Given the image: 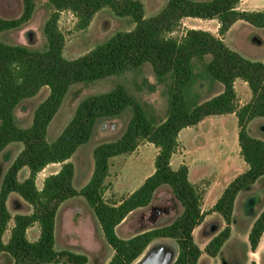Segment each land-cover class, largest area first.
<instances>
[{
	"label": "trees",
	"instance_id": "16d2710c",
	"mask_svg": "<svg viewBox=\"0 0 264 264\" xmlns=\"http://www.w3.org/2000/svg\"><path fill=\"white\" fill-rule=\"evenodd\" d=\"M23 13L13 19L0 16V32L17 29L33 17L39 0H22ZM240 0H169L155 16H145L140 0H50L53 13L45 23L47 46L44 50L0 40V154L14 142L24 148L6 171L0 188V254L8 253L13 264H87L85 254L68 249H56V216L68 199L82 196L93 209L114 256L108 264H133L149 247L162 238H172L178 244V254L172 264H198L202 255L194 239V230L203 222L204 195L189 178V168L174 169L171 160L177 151L178 137L184 128L197 125L212 115L235 114L238 119V140L248 168L225 188L213 206L225 222V227L212 238L206 252L216 257L230 238L235 202L241 191L264 176V140L253 137L248 130L255 118H264V62L252 60L229 47L222 37L203 29L191 28L180 39L169 37L184 18L217 19L219 33L224 36L233 24L243 20L264 29V10H241ZM118 16L130 17L135 27L120 31L87 54L76 59L64 55L65 39L59 29L60 13L70 10L78 17V26L86 29L94 16L104 8ZM210 56L208 74L222 84L223 91L209 100L190 106L185 88L193 79L195 59ZM145 63L153 66L159 79L171 76L169 109L166 118L155 124L144 106L123 84L112 90L83 99L59 137L49 142L48 128L59 111L71 86L77 83L122 75ZM246 81L252 93L249 102L241 105L235 81ZM48 87V97L36 108L31 126L17 124L16 108L26 99ZM127 109L132 117L125 132L116 140L103 142L94 149V171L89 182L74 186L75 166L69 159L79 147L87 144L97 123L118 117ZM148 140L158 148L155 171L139 188L111 204L104 198L105 180L109 176L112 158L132 153L140 142ZM52 163L61 169L44 180L42 189L36 184L37 174ZM29 168V175L19 179V172ZM169 185L181 203L182 213L165 226L152 228L129 239L121 238L117 226L133 211L148 206L156 190ZM11 193L19 194L33 207L31 214L13 216L8 209ZM14 219L7 242L3 237ZM38 223L40 236L31 241L29 227ZM264 235V208L248 234L249 246L256 252ZM252 264H255L253 262Z\"/></svg>",
	"mask_w": 264,
	"mask_h": 264
},
{
	"label": "rangeland",
	"instance_id": "374dc122",
	"mask_svg": "<svg viewBox=\"0 0 264 264\" xmlns=\"http://www.w3.org/2000/svg\"><path fill=\"white\" fill-rule=\"evenodd\" d=\"M49 1L39 0L31 20L20 28L0 32V40L9 44L24 45L31 49L44 50L47 46L44 27L53 13ZM140 1L145 6V16L149 18L158 14L169 0ZM23 9L22 0H0V16L4 19L19 17ZM78 21L76 14L70 10L60 13L58 26L64 35V55L68 59L83 56L117 32L132 30L135 27L130 17L118 16L108 7L100 10L86 29L79 28ZM219 27L220 22L217 19L188 17L184 18L180 26L168 36L180 39L188 29L197 28L208 30L225 39L226 34L221 36ZM230 40L246 54L247 58H256V60L264 58V29L240 22L231 33ZM209 60L210 56L194 60L193 79L185 88V96L190 106L206 101L223 88L222 84L220 85L208 74L206 65ZM118 84L126 86L129 93L144 106L155 124H160L166 118L173 84L172 77L159 79L153 66L145 63L140 68L129 70L122 75L72 85L49 125L48 141L53 142L59 137L83 99L93 94L108 92ZM49 93L50 89L43 87L36 96L24 100L16 108V120L20 127L31 126L36 108ZM242 98L244 94L240 93L238 101ZM131 117L132 111L127 109L118 117L100 120L91 140L79 147L69 159L75 166L73 183L77 189L84 187L93 174L95 165L93 153L96 146L119 138L125 132ZM203 120L197 125L187 127L179 134V145L174 158L172 157V167L178 169L181 165H187L190 181L204 195L202 209L205 212V218L194 230V239L202 250L198 264H252L253 262L264 264V235L256 252L251 251L248 241L250 229L264 208V176L238 195L234 208L232 233L219 254L212 257L206 252L207 244L226 225L223 217L212 210L213 206L227 185L244 172L248 165L241 155L236 115L234 113L212 115ZM248 130L253 137L264 140V118L252 120ZM23 148L22 142H14L0 154V188L6 171ZM158 151L153 143L143 140L132 153L112 158L109 176L105 180V200L111 204L119 203L139 188L155 171ZM61 166L60 163H52L39 172L36 178L37 187L42 189L45 178L58 172ZM28 175L29 168L25 167L19 172V179L24 180ZM7 205L13 216L33 212L32 205L17 193L10 194ZM182 210L181 203L174 196L171 187L163 185L156 190L148 206L139 208L127 216L118 228L119 235L129 239L149 229L171 224ZM13 226L14 219L10 221L9 228L4 234L5 242L9 240ZM55 235L57 250L68 249L85 254L89 258L87 264H108L115 253L107 243L93 209L82 196L70 198L60 206L56 216ZM27 236L31 241L39 238L38 223L28 228ZM159 244L172 245L175 249V260L178 244L172 238L153 241L145 254ZM0 264H13V258L8 253H1Z\"/></svg>",
	"mask_w": 264,
	"mask_h": 264
},
{
	"label": "crops",
	"instance_id": "0c3cea01",
	"mask_svg": "<svg viewBox=\"0 0 264 264\" xmlns=\"http://www.w3.org/2000/svg\"><path fill=\"white\" fill-rule=\"evenodd\" d=\"M239 8H241V10H248V11H254V10H263L264 9V0H240V3H239ZM240 22H244V23H247L243 20H239L237 22H235L233 24V26L229 29V31L226 33L225 35V42L227 43V45L229 47H231L232 49L234 50H237L238 52H240L242 55H246L242 50H240L236 44H234L233 42H231L230 40V36H231V33L233 32V30L235 29V27L240 23ZM249 24V23H248ZM255 27V26H254ZM257 28V27H256ZM259 29H262V28H259ZM246 57V56H245ZM252 60H256V58H252ZM259 61H262L264 62V58H261ZM217 82V81H216ZM219 83V82H218ZM221 85V83H219ZM235 90H236V93H237V97L239 98L240 97V93H243L244 94V98H242L239 102L240 104L244 105L246 104L247 102L250 101V99L252 98V93H251V90L249 88V85L246 81L242 80V79H237L235 81ZM223 91V88H220V90L218 92H215L211 97H209L207 100L211 99L212 97H214L215 95L221 93ZM210 117V116H209ZM208 118V117H207ZM205 118V119H207ZM204 119V120H205ZM256 119V118H255ZM203 120V121H204ZM189 128V127H188ZM186 128H184L183 130H181L180 134L185 130ZM173 158H174V155H173ZM173 158H172V161H171V164H173ZM263 177V176H262ZM261 177V178H262ZM260 179V178H259ZM258 181V180H257ZM127 218V217H126ZM125 218V219H126ZM124 219V220H125ZM124 220L117 226L116 228V231H117V234L119 235V232H118V228L120 227V225L124 222ZM120 236V235H119ZM134 236V235H133ZM132 237V236H131ZM129 237V238H131ZM123 238V237H121ZM123 239H128V238H123Z\"/></svg>",
	"mask_w": 264,
	"mask_h": 264
},
{
	"label": "bare ground",
	"instance_id": "6f19581e",
	"mask_svg": "<svg viewBox=\"0 0 264 264\" xmlns=\"http://www.w3.org/2000/svg\"><path fill=\"white\" fill-rule=\"evenodd\" d=\"M153 248L152 254V264H172L175 256V249L170 244H159ZM140 260H138L135 264H139Z\"/></svg>",
	"mask_w": 264,
	"mask_h": 264
},
{
	"label": "water",
	"instance_id": "95a60500",
	"mask_svg": "<svg viewBox=\"0 0 264 264\" xmlns=\"http://www.w3.org/2000/svg\"><path fill=\"white\" fill-rule=\"evenodd\" d=\"M148 249V248H147ZM146 249V250H147ZM146 250H145V252L137 259V260H135V262L134 263H136L138 260H140L141 258H142V260L140 261V263L139 264H152V259H153V257H152V254H153V249L152 250H150L147 254H145L146 253ZM133 263V264H134Z\"/></svg>",
	"mask_w": 264,
	"mask_h": 264
}]
</instances>
